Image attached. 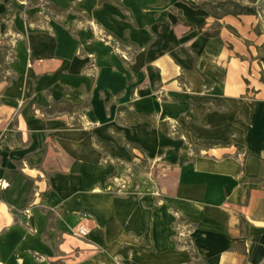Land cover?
<instances>
[{
	"label": "crops",
	"instance_id": "crops-1",
	"mask_svg": "<svg viewBox=\"0 0 264 264\" xmlns=\"http://www.w3.org/2000/svg\"><path fill=\"white\" fill-rule=\"evenodd\" d=\"M36 1L0 0V264H264V10Z\"/></svg>",
	"mask_w": 264,
	"mask_h": 264
},
{
	"label": "trees",
	"instance_id": "trees-1",
	"mask_svg": "<svg viewBox=\"0 0 264 264\" xmlns=\"http://www.w3.org/2000/svg\"><path fill=\"white\" fill-rule=\"evenodd\" d=\"M251 1V5H244L242 3H236L235 1H232L230 4L232 5V9H229V7H224L225 3L220 2L217 3L216 7L214 8H220L222 9V11L218 12L216 11H212L210 9L207 8V3H200V4H195L193 5V7H198V8H207V10L209 11L210 14H212L215 17H219V15L222 14H238V13H245V14H255L257 13V11H261L264 10V6L261 5V3H255L256 0H250ZM204 34L206 35H210L209 33L204 32ZM98 142H101L100 140H97ZM210 144H216V143H211Z\"/></svg>",
	"mask_w": 264,
	"mask_h": 264
},
{
	"label": "rangeland",
	"instance_id": "rangeland-1",
	"mask_svg": "<svg viewBox=\"0 0 264 264\" xmlns=\"http://www.w3.org/2000/svg\"><path fill=\"white\" fill-rule=\"evenodd\" d=\"M232 1H235L236 3H244V2L247 3L249 0H204L203 2L207 3V8L208 9H210L212 11H216L217 10L218 12H220V11H222V9L214 8V7H216L217 3L223 2V3H225L224 7H227V8L229 7V9H232V5L230 4ZM32 2H37V1L36 0H32ZM191 2H193V3H203L201 1H196V0H193ZM257 2L261 3V0H257ZM45 11L49 15H56L57 14V11H54V10H52L49 7H45ZM260 14H261V17L264 18V14H262V12ZM3 68H4V64H2L1 67H0V78H2L3 76L7 75Z\"/></svg>",
	"mask_w": 264,
	"mask_h": 264
},
{
	"label": "built area",
	"instance_id": "built-area-1",
	"mask_svg": "<svg viewBox=\"0 0 264 264\" xmlns=\"http://www.w3.org/2000/svg\"><path fill=\"white\" fill-rule=\"evenodd\" d=\"M87 233H88V228L84 225H79L74 231V235L79 238L85 237Z\"/></svg>",
	"mask_w": 264,
	"mask_h": 264
},
{
	"label": "water",
	"instance_id": "water-1",
	"mask_svg": "<svg viewBox=\"0 0 264 264\" xmlns=\"http://www.w3.org/2000/svg\"><path fill=\"white\" fill-rule=\"evenodd\" d=\"M261 5L264 6V0H261ZM262 14H264V11H262Z\"/></svg>",
	"mask_w": 264,
	"mask_h": 264
}]
</instances>
